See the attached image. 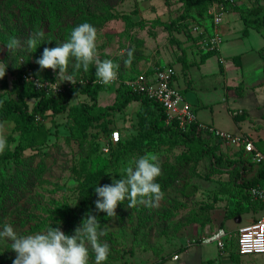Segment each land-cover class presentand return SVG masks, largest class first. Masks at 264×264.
<instances>
[{"label": "rangeland", "instance_id": "rangeland-1", "mask_svg": "<svg viewBox=\"0 0 264 264\" xmlns=\"http://www.w3.org/2000/svg\"><path fill=\"white\" fill-rule=\"evenodd\" d=\"M241 9L249 18H262L264 0H247ZM204 10L187 9L181 0H0V66L7 67L0 78V105L29 86L22 77L27 71L54 81L53 70L38 71L35 60L44 47L65 41L72 27L86 21L97 30L96 58L111 59L119 79L172 65L177 88L191 82L187 92L195 102H188L203 122L231 133L245 131L258 141L256 146L264 154L263 61L252 59L248 51L255 46V37L252 32L247 36L240 31L237 39L223 42L219 53L208 43L212 28L206 18L208 8ZM236 11L226 10L222 25L228 21V12L240 19ZM242 26L241 19L235 22L237 31ZM35 30L43 31L45 40L31 53L24 41ZM10 37L20 42L19 48L8 51L4 47ZM129 50L132 60L125 63ZM94 73L92 65L88 72L77 71V83L71 84L75 87L95 80ZM118 88L102 85L96 104L112 105ZM36 101L27 100L30 110ZM80 103L91 101L76 95L70 106ZM236 111H242V120L234 119ZM155 116L154 109L133 102L122 112L89 123L85 131L72 136L68 110L58 115H35L33 146L0 168V226H12L17 235L33 234L52 225L72 234L85 214L92 211L104 231L100 239L109 246L104 264H264L263 255L230 256L236 230L264 217V210L254 209L252 204L248 205L250 211L227 219L241 198L232 182L228 183L231 172L242 167L233 165L239 149L220 146L217 153L223 159L217 163L216 157L200 152L198 145L186 146L169 134L142 140L145 126ZM112 129L120 131L122 144L112 155L103 156L96 144H105ZM19 135L18 119L0 121V139L5 141L0 154L12 151ZM125 145L128 148L121 151ZM145 153L156 156L161 170L156 180L162 194L155 206L138 204L130 209L125 201V205L118 204L116 216L106 217L94 211L96 195L89 207L81 204L80 183L87 171L104 169L100 185L109 184L112 177L123 175L130 160ZM259 166L247 162L246 178H252ZM244 204L247 206L246 201ZM219 228L230 234L225 240L232 238L224 251L216 242L202 243ZM8 247V243H0V264H11L15 256ZM89 264H94L91 251Z\"/></svg>", "mask_w": 264, "mask_h": 264}, {"label": "clouds", "instance_id": "clouds-1", "mask_svg": "<svg viewBox=\"0 0 264 264\" xmlns=\"http://www.w3.org/2000/svg\"><path fill=\"white\" fill-rule=\"evenodd\" d=\"M45 40L41 30H35L24 45L28 52L37 49ZM97 30L88 22H82L71 28L65 41L55 47H44L35 60L38 71L52 69L54 81L35 79L37 87L55 90L56 81L77 83L74 80L77 71L88 72L89 66L95 68L94 83L110 84L116 76L115 65L111 59L96 58ZM45 43V42H44ZM8 51L20 47L15 37H10L4 46ZM132 51L127 53L125 63H131ZM71 62V71L68 70ZM7 67L0 66V78L5 75ZM59 84V85H60ZM5 141L0 139V150ZM161 170L155 155L145 153L134 157L124 168L119 178L112 177V183L97 184L94 187L96 200L94 211L104 213L106 217L116 216L118 204L132 208L138 204L155 206L161 197V187L156 178ZM74 206V205H70ZM104 231L99 227L96 215L89 211L72 234L63 232L59 227L48 226L43 231L28 235H17L8 224L0 226V243H8L15 253L11 264H89V251L94 254V264H104L108 259L109 246L100 237Z\"/></svg>", "mask_w": 264, "mask_h": 264}, {"label": "trees", "instance_id": "trees-1", "mask_svg": "<svg viewBox=\"0 0 264 264\" xmlns=\"http://www.w3.org/2000/svg\"><path fill=\"white\" fill-rule=\"evenodd\" d=\"M184 6L189 8H200L206 12L208 6L212 3V0H181ZM242 5L235 6V8L240 15L244 26L246 28L253 29H262L264 28V17L259 18H249L245 14V10L241 9ZM175 22H172L173 25ZM167 27V26H166ZM168 29L171 30L170 26ZM259 57L263 61V73H264V46L258 50ZM239 57V56H238ZM237 57V58H238ZM163 66V65H162ZM173 67L172 65H169ZM154 69L145 70L147 74H152L155 71ZM132 78V77H131ZM29 86L22 88L17 92L16 98L7 102H4L0 105V121H7L10 119L19 120V139L18 143L12 151H7L3 154H0V168L10 159H16L27 150L33 146L37 129L35 125V115L45 114L51 112L54 115L65 113L68 110V128L72 136L79 133V131H85L89 123L101 122L104 121L109 115L113 113H120L125 110L131 103L139 102L142 107L146 109H154L156 113V118L150 119L149 123L145 126L143 139H147L150 135H162L169 134L181 139V142L186 145H198L200 152L204 151L210 157H216L217 163H222L223 156L218 154L217 151L220 150L219 147L223 146L222 142L217 139L203 136L201 133L197 132L195 129H191L188 132L180 131L175 124L166 125L165 114L162 106L159 103L149 101L142 96L132 92L128 87L121 85L117 89L115 101L112 105L107 107H99L96 104V98L101 91L100 84H83L72 87L66 90L64 93L46 97L45 94L36 90L34 86L26 82ZM84 95L88 97L91 101V104L80 103L74 106H70V101L73 96ZM36 99V103L33 106V109L30 110L27 100ZM236 121L243 119L241 115H234ZM115 130L112 129L110 133ZM110 134L108 136V140ZM107 140V141H108ZM253 140V139H252ZM255 143L258 141L253 140ZM109 142V141H108ZM122 144V137L119 143L113 145L110 144V149L108 153L102 151L103 142L96 144V148L100 154L103 156H110L113 153L114 148L119 147ZM128 145V144H127ZM127 145L123 146L121 151L126 150ZM248 157L244 154L243 149H239V158L234 160L233 165L242 164V167L237 168L236 173L231 172V179L228 183L232 184L233 190L241 196L238 203L236 204V210L231 212L227 219H231L237 215L243 214L250 211L252 208L248 205L253 204V208L262 209L263 205L257 201H252L249 196V190L254 186H261L264 188V164H259V168L256 174L250 178H246L245 170ZM252 163V162H250ZM254 164V163H252ZM231 165V163H230ZM251 165V164H250ZM246 171V172H245ZM105 171L104 169L90 170L85 173L83 181L80 183L79 189V199L81 204L84 207H89L94 200L95 192L94 187L97 184H100V181L104 178ZM242 201V202H241ZM246 201V205L244 204ZM257 220V219H256ZM254 220V221H256ZM232 244L230 245L231 248ZM234 246V245H233ZM227 247V246H226ZM229 247V246H228ZM232 257L241 258V255L236 251V248L233 247L231 251Z\"/></svg>", "mask_w": 264, "mask_h": 264}, {"label": "built area", "instance_id": "built-area-1", "mask_svg": "<svg viewBox=\"0 0 264 264\" xmlns=\"http://www.w3.org/2000/svg\"><path fill=\"white\" fill-rule=\"evenodd\" d=\"M246 1L247 0H212V3L208 6L206 18L210 20V26L212 28V35L210 36L208 43L213 49L217 48L219 50L220 45L223 42L221 27L226 10L230 7L242 5V3H245ZM22 77L26 82L32 84L36 90L45 94L46 97L62 94L66 90L73 87L70 82H63L60 84L59 81H56V91L54 89L49 90L45 87H37L33 83V80L39 77L32 72L27 71ZM175 81L176 71L174 67L165 65L156 68L152 74H147L146 71H143L134 75L130 79H119L116 75L115 79L108 85H117L118 87L124 85L132 92L142 96L143 98L159 103L165 114L164 122L166 125L175 124L182 132H188L191 129H195L203 136L217 139L225 146H234L238 149H243L244 154L248 157L250 162L255 164H264V154L260 152L256 143L247 134H236L219 130L213 126L199 122L192 105L188 102L183 92L175 86ZM80 83L81 85L86 83L99 84L94 83V80H86L85 82ZM241 113V111L234 112V115H239ZM120 140V131L118 129L113 130L110 133L109 142L106 141L105 144L103 143L102 151L104 153H108L110 144L115 145L119 143ZM249 196L252 201H257L262 204L264 210L263 187H252L249 190ZM227 235H229L230 238V234L228 232H226L223 228H219L217 232L204 237L202 243L208 244L210 242H216L220 251H224L228 242L232 241V238L225 240ZM234 240L236 251L241 255V257L248 255L264 256V217L258 218L252 223L239 227L236 230ZM174 258L177 259L178 255H175Z\"/></svg>", "mask_w": 264, "mask_h": 264}, {"label": "crops", "instance_id": "crops-1", "mask_svg": "<svg viewBox=\"0 0 264 264\" xmlns=\"http://www.w3.org/2000/svg\"><path fill=\"white\" fill-rule=\"evenodd\" d=\"M244 3H242V5H243ZM233 7H230L229 9H232ZM227 14V13H226ZM226 14H225V16H226ZM229 15V16H228ZM228 21H226L225 22V24L224 25H222V27H221V35H222V38H223V42L226 40V39H232V40H235V39H237L238 38V33L240 32V31H242V33L245 35H247V36H249L250 35V32H252L253 33V35H254V41L256 40V44H255V46H257L256 48H255V46L251 49V50H248L250 53H252L253 55L251 56L252 57V59H257V61H258V59L260 58L259 57V54H258V50L260 49V48H262L263 46H264V28H262V29H253V28H246L245 26H244V24H243V26L240 28V30H236V28H235V22H237V21H240V19H238V20H236L235 19V15H236V13H229L228 12ZM231 20H233L231 23H230V21ZM235 29V30H234ZM223 42H222V44L220 45V48H219V53L221 52V50H222V45H223ZM221 49V50H220ZM221 58H222V56H221ZM223 59V58H222ZM226 71V70H225ZM263 82H261L260 84H262ZM192 88V85H191V82L188 80V82L186 83V85L183 87V88H180V90L183 92V94L185 95V97H186V99L189 101V102H195L194 100H191V98H190V96H189V94H188V90L189 89H191ZM238 94V93H237ZM237 94H233L234 96H236ZM237 112V111H236ZM242 112V111H241ZM242 114V113H241ZM197 118H198V120H199V122H201V123H203V124H206L205 122H203L201 119H200V117H198V115H197ZM208 125V124H207ZM238 133H243V134H245L246 132L245 131H243V130H239V132ZM237 134V133H236ZM247 134V133H246ZM248 136H249V134H247Z\"/></svg>", "mask_w": 264, "mask_h": 264}]
</instances>
